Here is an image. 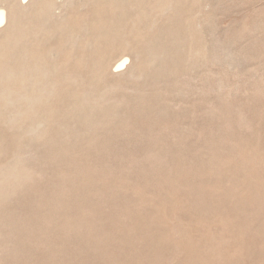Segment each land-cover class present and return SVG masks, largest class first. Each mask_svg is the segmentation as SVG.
I'll use <instances>...</instances> for the list:
<instances>
[{
    "label": "rangeland",
    "instance_id": "obj_1",
    "mask_svg": "<svg viewBox=\"0 0 264 264\" xmlns=\"http://www.w3.org/2000/svg\"><path fill=\"white\" fill-rule=\"evenodd\" d=\"M65 22L88 33L39 51L76 78L45 132L0 122L33 175L0 205V264H264V0H95Z\"/></svg>",
    "mask_w": 264,
    "mask_h": 264
},
{
    "label": "bare ground",
    "instance_id": "obj_2",
    "mask_svg": "<svg viewBox=\"0 0 264 264\" xmlns=\"http://www.w3.org/2000/svg\"><path fill=\"white\" fill-rule=\"evenodd\" d=\"M94 1L0 0V122L22 132L29 141L41 138L45 130H42L44 122L40 120L45 108L48 114L49 105L63 86L76 79L63 69L66 67L64 58L69 57L63 51L70 55L73 48L80 47L88 30L73 35L64 23L73 7H85ZM57 9H60L59 13H56ZM58 38L65 42L64 50L53 46L40 54L43 46L51 45L50 41ZM73 57L77 58L76 54ZM71 59L70 56L66 60ZM114 69V75H125L133 69L130 58H119ZM30 154L31 151H17L8 157L0 144V205L13 199L33 176L25 165Z\"/></svg>",
    "mask_w": 264,
    "mask_h": 264
}]
</instances>
